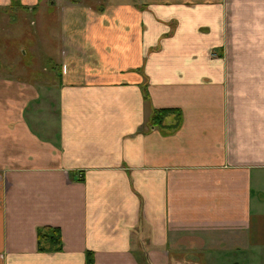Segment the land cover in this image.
I'll use <instances>...</instances> for the list:
<instances>
[{
	"label": "crops",
	"instance_id": "1",
	"mask_svg": "<svg viewBox=\"0 0 264 264\" xmlns=\"http://www.w3.org/2000/svg\"><path fill=\"white\" fill-rule=\"evenodd\" d=\"M66 2L55 89L0 78V264L249 261L264 248V0ZM151 109L181 110L180 129H146ZM44 227L61 252L38 251Z\"/></svg>",
	"mask_w": 264,
	"mask_h": 264
},
{
	"label": "rangeland",
	"instance_id": "2",
	"mask_svg": "<svg viewBox=\"0 0 264 264\" xmlns=\"http://www.w3.org/2000/svg\"><path fill=\"white\" fill-rule=\"evenodd\" d=\"M43 1L37 12L31 11L34 8L33 6L29 7L28 12L21 9L7 13L0 11V78L34 82L38 80L37 77L39 76L41 83H38L36 87L38 86L37 89L45 94L44 87L47 90L55 89V86H57L56 79H60V75L57 74L59 75L57 77L55 73L58 65L60 68L62 60L61 56L57 58L55 55L62 48L59 43L64 40V37L60 34V42L57 40L58 33L62 31L58 30L62 21L60 10L65 3H70H67V0H59V2L49 0L47 3L45 0ZM52 1H55L56 8L49 10ZM11 3L12 0L8 5L0 7L6 9ZM112 4L114 3H110V0H105V4L102 6H113ZM71 5L74 6L73 2ZM76 10H79L78 6L72 9V11ZM58 12L60 13L58 14ZM60 27H62L61 24ZM63 46L66 47L64 43ZM36 82L32 85L35 86ZM50 103L51 101H48V104ZM45 104L47 103L45 102ZM34 105L32 104V106ZM257 196L259 202L264 206V192ZM216 254L189 251L178 254L172 250L171 256L173 258L171 262L172 264H264V258L261 257L264 256V248L253 250L249 261L242 255L243 251L241 249L236 250V254L230 255L226 260L224 256L220 257L219 254L218 256Z\"/></svg>",
	"mask_w": 264,
	"mask_h": 264
},
{
	"label": "trees",
	"instance_id": "3",
	"mask_svg": "<svg viewBox=\"0 0 264 264\" xmlns=\"http://www.w3.org/2000/svg\"><path fill=\"white\" fill-rule=\"evenodd\" d=\"M41 0H39V3ZM38 3V5H39ZM38 5L32 8L36 12ZM17 9L29 11V7L22 4L21 0H12V3L6 9L0 7V11L16 12ZM142 93L146 103L150 102L148 86L142 85ZM182 125V112L178 109H151L149 118L146 121L145 128L152 130L160 129L164 134L171 135L177 132ZM63 249L61 231L54 227H44L38 230V251L40 253H58ZM93 254H88L87 264H93Z\"/></svg>",
	"mask_w": 264,
	"mask_h": 264
},
{
	"label": "flooded vegetation",
	"instance_id": "4",
	"mask_svg": "<svg viewBox=\"0 0 264 264\" xmlns=\"http://www.w3.org/2000/svg\"><path fill=\"white\" fill-rule=\"evenodd\" d=\"M234 264H237V263H234Z\"/></svg>",
	"mask_w": 264,
	"mask_h": 264
}]
</instances>
